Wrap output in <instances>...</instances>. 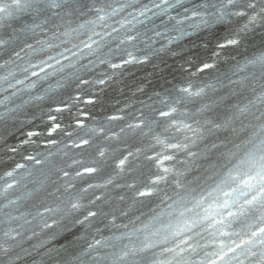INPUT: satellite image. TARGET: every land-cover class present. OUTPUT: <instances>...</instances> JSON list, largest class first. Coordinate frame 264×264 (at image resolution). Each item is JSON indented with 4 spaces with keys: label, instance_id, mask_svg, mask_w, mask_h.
Segmentation results:
<instances>
[{
    "label": "clouds",
    "instance_id": "clouds-1",
    "mask_svg": "<svg viewBox=\"0 0 264 264\" xmlns=\"http://www.w3.org/2000/svg\"><path fill=\"white\" fill-rule=\"evenodd\" d=\"M0 264H264V0H0Z\"/></svg>",
    "mask_w": 264,
    "mask_h": 264
}]
</instances>
